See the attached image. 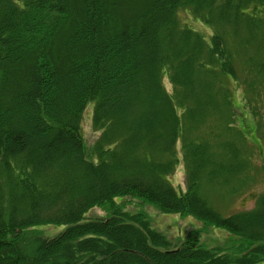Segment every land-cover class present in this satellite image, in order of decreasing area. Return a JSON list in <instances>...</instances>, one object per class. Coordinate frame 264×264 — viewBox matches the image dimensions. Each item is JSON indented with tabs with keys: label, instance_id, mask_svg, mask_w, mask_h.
I'll list each match as a JSON object with an SVG mask.
<instances>
[{
	"label": "trees",
	"instance_id": "1",
	"mask_svg": "<svg viewBox=\"0 0 264 264\" xmlns=\"http://www.w3.org/2000/svg\"><path fill=\"white\" fill-rule=\"evenodd\" d=\"M182 11L210 28L208 42ZM90 102L101 134L88 151ZM247 137L262 153L264 0H0V264L264 263V194L223 217L203 191L240 189ZM180 156L183 194L167 180ZM117 197L203 227L173 247ZM94 207L111 214L81 223ZM49 225L68 228L26 238ZM205 227L237 243L204 247Z\"/></svg>",
	"mask_w": 264,
	"mask_h": 264
},
{
	"label": "rangeland",
	"instance_id": "2",
	"mask_svg": "<svg viewBox=\"0 0 264 264\" xmlns=\"http://www.w3.org/2000/svg\"><path fill=\"white\" fill-rule=\"evenodd\" d=\"M181 22L187 25L190 29L200 33L205 39H209L211 35L210 29L202 24L198 19L190 14L188 11H182L179 13ZM167 90L170 92L171 88L165 80L164 82ZM235 104L240 106L242 100L237 95L234 99ZM94 104L90 103L86 106L83 115L82 122L80 124V133L84 138V142L89 148H93L97 138L100 135V131H95L92 126V113ZM238 113V111H235ZM255 144V143H254ZM256 146L261 148L259 141H256ZM250 161L253 162L252 166L249 167L247 177L242 179L240 182V189L233 192L234 187L226 186L229 183H224L217 188L203 187L204 195L208 197L209 204L211 207L223 217H229L242 211H250L255 207V200L261 194H264V149L262 153L256 151L253 145ZM264 148V146H263ZM90 151V149H88ZM250 154L248 147L247 155ZM87 158L92 159L93 162L97 161V157L93 155L90 157L89 153ZM185 165L180 161L177 165L174 173L167 178L171 186L178 192H185L187 190V178L185 174ZM234 183V180L232 181ZM231 185V184H230ZM232 193L231 195L227 193ZM115 202L120 204L119 206L130 214L143 213L147 214L152 228L163 234L173 246H179L183 244L187 239V236L195 232L201 226L196 218L192 216L181 217L176 214H167L158 211L153 205L140 204V201L136 198H121L117 197ZM111 212L103 210L102 208H92L83 217L81 223L106 219L110 216ZM68 226L66 225H49L40 226L37 228L27 229L25 231L26 238H35L38 236L41 239H52L58 237L64 232ZM232 241L233 244L237 243V237L229 235L223 229L205 227L202 232L199 233V244L207 248H216L223 246L228 241ZM32 247H29V251ZM192 264V263H191ZM264 264V263H261Z\"/></svg>",
	"mask_w": 264,
	"mask_h": 264
}]
</instances>
